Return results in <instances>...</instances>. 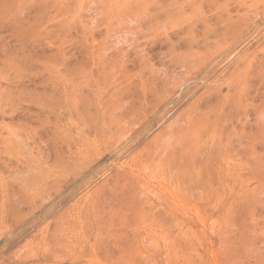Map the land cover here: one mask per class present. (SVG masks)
Instances as JSON below:
<instances>
[{"label": "rangeland", "instance_id": "obj_1", "mask_svg": "<svg viewBox=\"0 0 264 264\" xmlns=\"http://www.w3.org/2000/svg\"><path fill=\"white\" fill-rule=\"evenodd\" d=\"M0 264H264V0H0Z\"/></svg>", "mask_w": 264, "mask_h": 264}]
</instances>
